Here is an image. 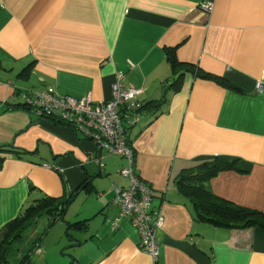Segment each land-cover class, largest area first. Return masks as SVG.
Wrapping results in <instances>:
<instances>
[{"label":"crops","instance_id":"obj_1","mask_svg":"<svg viewBox=\"0 0 264 264\" xmlns=\"http://www.w3.org/2000/svg\"><path fill=\"white\" fill-rule=\"evenodd\" d=\"M202 1L0 0V147L9 146L0 150V231L38 199H73L63 214L68 227L45 216L26 230L32 241L16 264H264V232L197 221L176 184L185 170L219 158L234 168L204 187L264 212V90L255 91L264 72V0H213L211 13ZM168 50L228 86L185 72L172 87ZM116 71L142 89L143 105L162 102L128 134L136 173L163 216L157 260L112 202L113 185L127 184L119 173L125 159L70 126L7 109L23 88L106 101Z\"/></svg>","mask_w":264,"mask_h":264},{"label":"built area","instance_id":"obj_2","mask_svg":"<svg viewBox=\"0 0 264 264\" xmlns=\"http://www.w3.org/2000/svg\"><path fill=\"white\" fill-rule=\"evenodd\" d=\"M200 6L205 12L211 13L214 2L204 0ZM262 90L264 72L255 84L256 92ZM141 93L142 89L125 84L123 71H116L111 84V96L106 101H94L89 94L79 97L63 94L48 86L20 89L19 103L38 119H51L59 125L70 126L82 138L94 142L105 154L120 155L125 159L119 173L127 184L113 185L112 202L119 208V219H128L137 229L139 248L157 260L159 245L155 233L163 225V216L159 207L152 205L151 186L136 173L134 153L128 143L129 131L145 115L143 103L139 99ZM96 163L102 167V157ZM42 166L59 173L63 171L53 163L44 162Z\"/></svg>","mask_w":264,"mask_h":264},{"label":"trees","instance_id":"obj_3","mask_svg":"<svg viewBox=\"0 0 264 264\" xmlns=\"http://www.w3.org/2000/svg\"><path fill=\"white\" fill-rule=\"evenodd\" d=\"M168 59L170 61L175 80L172 87L177 86V81L185 72H189L196 77L215 81L223 86H228L225 79L220 76L202 71L193 64L181 63L177 61L173 54V50H168ZM20 89V87H18ZM15 88V90H19ZM8 103V102H6ZM9 104V103H8ZM162 104L143 105V109L154 112ZM20 108L29 112L28 108L21 103H12L8 110ZM147 110V111H148ZM146 114V113H145ZM42 119V118H41ZM51 122H55L51 119ZM9 146H1L0 150H5ZM2 158L0 157V165ZM234 168L233 163L221 160L219 158H211L203 160L196 166L185 170L181 173L177 180V187L182 193L191 198L194 207V218L197 221L208 223L213 227L225 229L257 227L264 232V212L254 208L244 207L232 204L204 187V181L215 176L222 170ZM72 195L65 197H44L29 204L22 214L15 220L8 223L0 231V264H8V256L11 253L13 244L21 238L24 232L32 226L37 219L49 217L52 221L58 219L65 212V206L69 203ZM28 259V255H24L23 261Z\"/></svg>","mask_w":264,"mask_h":264},{"label":"rangeland","instance_id":"obj_4","mask_svg":"<svg viewBox=\"0 0 264 264\" xmlns=\"http://www.w3.org/2000/svg\"><path fill=\"white\" fill-rule=\"evenodd\" d=\"M36 221H39V219H37ZM39 223L41 224L42 220ZM65 236L67 237L66 234ZM31 241H32V234H31V230H29L28 232L26 231L23 234L22 239L20 241L16 242V244L13 245V250L8 256V264H16V261L14 262L16 253L18 252L24 254L27 248L30 246ZM59 254L62 255V252H59Z\"/></svg>","mask_w":264,"mask_h":264},{"label":"water","instance_id":"obj_5","mask_svg":"<svg viewBox=\"0 0 264 264\" xmlns=\"http://www.w3.org/2000/svg\"><path fill=\"white\" fill-rule=\"evenodd\" d=\"M72 200H73V199H72ZM72 200H71V202H72ZM71 202L69 201V203L65 206V210H67V208L69 207V205H70ZM59 220L62 221L64 224H66L67 227H68V223H67V221L64 219V215L60 216ZM66 235H68V232H66ZM26 264H29V261H28Z\"/></svg>","mask_w":264,"mask_h":264}]
</instances>
